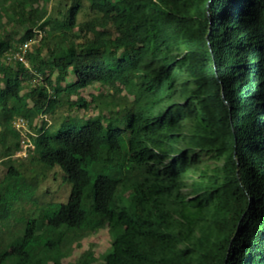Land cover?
<instances>
[{"label": "trees", "instance_id": "16d2710c", "mask_svg": "<svg viewBox=\"0 0 264 264\" xmlns=\"http://www.w3.org/2000/svg\"><path fill=\"white\" fill-rule=\"evenodd\" d=\"M10 1L25 31L0 39V160L20 150V117L30 161L70 191L35 201L39 234H14L0 264H63L102 229V264H264V0H71L55 14ZM31 39L29 68L5 62ZM95 84L118 98L81 126L50 124L62 107L98 109L80 95ZM5 161L0 205L39 184ZM94 263L86 250L68 264Z\"/></svg>", "mask_w": 264, "mask_h": 264}, {"label": "rangeland", "instance_id": "374dc122", "mask_svg": "<svg viewBox=\"0 0 264 264\" xmlns=\"http://www.w3.org/2000/svg\"><path fill=\"white\" fill-rule=\"evenodd\" d=\"M70 4L71 0H49L47 4L48 10L52 13H56L59 3ZM12 1L0 0V11L2 15L3 28L0 30V39L3 40L5 37L13 40L14 44L24 33L25 29L20 24V18L17 17L11 8ZM39 7L41 4L39 3ZM86 19L81 14L77 16V22H83ZM184 33L187 32L183 31ZM196 32V31H195ZM38 36L41 34L38 32ZM198 40V33H195L193 41ZM36 44V43H35ZM112 91L108 90L107 87L92 85L90 88L82 91L80 95L85 98L87 102L90 101L92 96L98 99V109L90 107L87 111H77L73 107L67 109L62 107L57 109L55 115L50 119V124L59 126L66 116L70 118H77L78 125L84 123L85 117H91L97 114L98 110L104 108V104L111 99L118 98V95L109 96ZM127 99H130L128 97ZM71 101L76 100L75 96L70 97ZM49 124V123H48ZM21 144V142H20ZM0 146V152H1ZM17 153V152H16ZM10 154L9 152L4 153V159L0 160V183L3 181L7 172V166L5 160L11 158L14 160V166L24 175L27 181H31L33 178L39 180L37 189H25L20 190V201L17 203H5L0 205V251L1 247L4 248L6 242L13 239L14 234L25 233L27 236H34L39 234L38 224L36 221V210L33 204L35 201L38 204H48L52 202H65L68 198L70 185L65 181L64 174L59 168L52 170H44L40 165L32 163L29 158L31 155L30 151L27 152L28 158L17 157V154ZM32 196V198H31ZM35 199H34V198ZM31 198V199H29ZM27 200H30L28 203ZM110 236L106 229H102L95 233L89 234L83 238L80 242L75 243L71 248V255L68 258L62 260L63 264L74 262L84 251L90 250L95 257L94 264H102V255L108 250L110 246ZM2 244V246H1ZM17 243H15L8 252L13 254L15 252Z\"/></svg>", "mask_w": 264, "mask_h": 264}, {"label": "built area", "instance_id": "2783aa9c", "mask_svg": "<svg viewBox=\"0 0 264 264\" xmlns=\"http://www.w3.org/2000/svg\"><path fill=\"white\" fill-rule=\"evenodd\" d=\"M37 43L36 39H31L23 42L18 45L15 49L8 50L3 53L2 58L8 64L20 63L26 68L28 66L27 53L30 51L31 45ZM42 81L41 76L35 72L30 71V80L29 84L31 86H36L40 84ZM13 127L20 135V150L16 153L17 157H26L29 149H33V145L31 144L28 135L30 134L27 122L20 118L16 117L13 120Z\"/></svg>", "mask_w": 264, "mask_h": 264}]
</instances>
